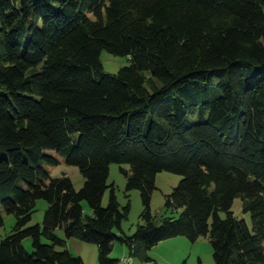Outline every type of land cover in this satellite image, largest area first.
<instances>
[{"label":"trees","instance_id":"1","mask_svg":"<svg viewBox=\"0 0 264 264\" xmlns=\"http://www.w3.org/2000/svg\"><path fill=\"white\" fill-rule=\"evenodd\" d=\"M104 51L132 64L107 73ZM51 151L81 190L51 176ZM112 165L130 166L128 198L141 193L132 236ZM164 172L182 176L165 204L177 218L152 212ZM39 200L49 208L30 226ZM3 210L16 224L0 264H85L58 250L59 229L97 245L99 264H116L117 241L149 262L176 237H209L215 264H264V0H0V228Z\"/></svg>","mask_w":264,"mask_h":264},{"label":"rangeland","instance_id":"2","mask_svg":"<svg viewBox=\"0 0 264 264\" xmlns=\"http://www.w3.org/2000/svg\"><path fill=\"white\" fill-rule=\"evenodd\" d=\"M101 60L104 65L105 72L110 74H117L122 68L130 66L132 64L129 57H118L114 56L106 51L102 53ZM57 156L61 165L52 167L46 166L53 178H59L63 175H67L73 182L75 190L79 191L83 188L85 179L81 174L79 168L74 166H69L66 162V158L57 154L54 151L50 152ZM130 170L129 165H112L110 169L108 184L115 186V192L121 207L127 206L129 200L131 203V212L128 219L123 222L122 230L125 235L132 236L139 224H141V216L144 212L143 201L141 193L138 190H134L129 193V198L127 197L126 186L127 178L122 170ZM182 180V176L173 173H160L157 176L156 186L157 190L153 194L152 199V212L153 214L161 217H179V213L167 212L165 209L166 196L170 195L175 188H177ZM111 191L107 190L103 197V206H108L110 202ZM84 212L86 215L91 214V208L88 202H83L82 204ZM49 208V204L44 200H39L37 202L36 212L32 217L30 226H35L38 224H43L45 219L46 211ZM233 212L236 217L240 220H247L248 224L252 229V217L251 214H245L243 212V201L242 199H237L233 206ZM3 215L5 219V225L0 228V243L2 239L11 234L13 227L16 224V218L14 215H9L3 210ZM225 218L226 215L222 214ZM57 235L61 239H66L67 247L58 250H67L75 257H81L85 264H99V247L95 244H90L83 242L79 239H67L64 230H57ZM45 243H49L46 239H43ZM24 246L27 252L31 253L33 251V241L32 238H27L24 241ZM149 262H146L139 258L137 255L132 254V250L127 246L123 245L121 242L117 241L114 244V249L111 257L117 260L116 264H126L125 258L132 259V264H215L214 260V248L210 241V238H200L196 243L191 242L186 237H176L169 239L167 241L161 242L158 246L153 248L148 253Z\"/></svg>","mask_w":264,"mask_h":264},{"label":"built area","instance_id":"3","mask_svg":"<svg viewBox=\"0 0 264 264\" xmlns=\"http://www.w3.org/2000/svg\"><path fill=\"white\" fill-rule=\"evenodd\" d=\"M124 260L126 264H132V261H133L132 259H129V258H125Z\"/></svg>","mask_w":264,"mask_h":264}]
</instances>
